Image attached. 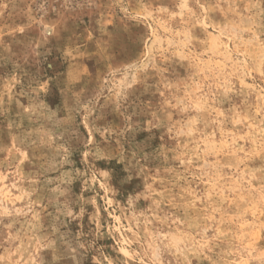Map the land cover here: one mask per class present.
<instances>
[{"label": "rangeland", "instance_id": "374dc122", "mask_svg": "<svg viewBox=\"0 0 264 264\" xmlns=\"http://www.w3.org/2000/svg\"><path fill=\"white\" fill-rule=\"evenodd\" d=\"M0 186V264H264V0H0Z\"/></svg>", "mask_w": 264, "mask_h": 264}, {"label": "bare ground", "instance_id": "6f19581e", "mask_svg": "<svg viewBox=\"0 0 264 264\" xmlns=\"http://www.w3.org/2000/svg\"><path fill=\"white\" fill-rule=\"evenodd\" d=\"M1 190H2V187L0 186V192H1ZM0 194H1V193H0ZM258 237H259V236H257V237L255 238V240H257V239H258Z\"/></svg>", "mask_w": 264, "mask_h": 264}]
</instances>
